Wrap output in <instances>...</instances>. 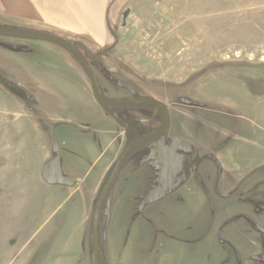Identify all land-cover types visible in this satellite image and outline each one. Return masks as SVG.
Returning a JSON list of instances; mask_svg holds the SVG:
<instances>
[{
  "label": "rangeland",
  "instance_id": "rangeland-1",
  "mask_svg": "<svg viewBox=\"0 0 264 264\" xmlns=\"http://www.w3.org/2000/svg\"><path fill=\"white\" fill-rule=\"evenodd\" d=\"M0 3V27L10 28L9 0ZM106 3L110 42L99 49L88 37L75 39L100 53L103 67L90 65L103 96L165 104L173 128L159 143L179 142L176 156L193 159L192 147L213 160L194 169L152 153L154 145L135 149L103 207L105 264H264V0ZM70 63L56 44L0 37V264H92L82 201L120 144L110 131L127 128L128 144L160 124L149 106L125 103L115 106L131 111L119 114L121 126ZM142 108L145 122L128 125ZM55 123L57 152L48 139ZM227 155L243 174L251 164L230 207L217 185L216 157ZM54 160L71 185L42 181Z\"/></svg>",
  "mask_w": 264,
  "mask_h": 264
},
{
  "label": "crops",
  "instance_id": "crops-1",
  "mask_svg": "<svg viewBox=\"0 0 264 264\" xmlns=\"http://www.w3.org/2000/svg\"><path fill=\"white\" fill-rule=\"evenodd\" d=\"M96 1L97 0H9V17L11 19V27L21 30L43 31L57 36H65L66 39L73 41H76L75 39L78 37H88L89 40L100 49L105 47L110 42L111 36L108 27L109 21L106 0L97 5L95 4ZM70 58L73 62L70 64L80 73L83 86L87 90L90 98L91 94L95 98L92 92L91 83L85 75L83 69L71 54ZM101 75L102 77L106 76L103 74ZM129 81L135 87L140 89V83L138 81ZM141 91L143 93L145 92L144 89ZM128 111L130 110L127 109V112ZM135 113L138 116L129 119L127 124L129 125L130 123H136L137 126H140L138 124L145 122V116L143 113L141 114L142 117L139 116L140 109H136ZM169 128L170 130L173 128L171 123ZM110 134L114 136V142L116 141L117 137L121 139L119 141L120 144L114 151L113 157L104 166L97 181L93 183L88 190H86V193L84 192L83 194L84 199L82 201V215L85 225H82V227L85 230V235H88V237L90 236L93 212L99 194L113 165L127 147V143L124 142L125 138L129 137L127 136L129 135L127 128H122V130L113 128V130L110 131ZM157 154L160 155L159 152ZM177 157L179 158L183 156L177 155ZM200 157H204V159H209L211 161L213 160L210 155H204ZM216 158L222 168V174L217 182L219 193L221 195L220 200L223 202L224 206L230 207V203L232 199L237 196L238 190L242 186L243 181L249 178L248 175L251 172V164L247 166V170L243 174L241 172L242 169L240 165L231 159L229 155ZM261 164L264 165V162L262 161ZM262 225H264V223ZM69 228L71 229V227ZM84 243H86L85 240ZM262 250L264 252V249ZM91 253L92 251L90 247V255ZM237 259L239 260L238 257Z\"/></svg>",
  "mask_w": 264,
  "mask_h": 264
},
{
  "label": "water",
  "instance_id": "water-1",
  "mask_svg": "<svg viewBox=\"0 0 264 264\" xmlns=\"http://www.w3.org/2000/svg\"><path fill=\"white\" fill-rule=\"evenodd\" d=\"M0 37L27 38V39L41 40L56 44L62 47L63 49H65L69 54L73 56V58L81 66L85 75L87 76V78L91 83V88L95 96V99L107 111H112L115 106L127 103L135 106L151 105L154 108L153 112L155 115H162V124L158 128L144 135L142 138L130 143L124 149V151L119 156L116 164L114 165L112 171L110 172L97 199L93 212L91 230L89 236L90 247L92 251L91 262L92 264H105L104 255L101 249L100 238H99V229H100L101 216H102L104 204L108 198L109 192L111 191V189L113 188V186L117 181V178L123 168L126 158L129 155H131L135 149H139L145 146L146 144L151 143L156 138L163 136L164 134H167L170 125V116H169L168 108L165 104L147 97H131V98L118 99V100L106 99L102 94V89L100 87L99 80L92 66L78 51L75 45V41L73 40L62 39L56 35L47 34V33H38L28 30H21L16 28H7V27H0ZM5 48L8 51L14 53H19L23 51L21 47L17 45H8ZM57 126H59V123H55L52 126L48 135L49 143L54 152H57L59 149L55 139V129L57 128ZM175 143H176L175 146H177L178 143L177 142ZM162 148H163V144L162 145L160 144L158 146L157 151L159 152ZM191 149L193 151V156H194L192 159V163H196L199 158L198 151L192 147ZM41 179L45 184L50 186H69L72 184L71 181L61 177V169L59 162L57 160H54L50 166L43 167L41 169ZM185 182H186V176L184 175L178 182H176L175 185L172 186L170 192L178 190L185 184ZM258 230L260 233L264 234V229L258 228ZM219 235L220 238H223V234L221 232L219 233ZM223 240L228 242V240L224 238ZM235 252L237 257L239 258V253L237 251ZM262 260H264V255L262 256Z\"/></svg>",
  "mask_w": 264,
  "mask_h": 264
},
{
  "label": "flooded vegetation",
  "instance_id": "flooded-vegetation-1",
  "mask_svg": "<svg viewBox=\"0 0 264 264\" xmlns=\"http://www.w3.org/2000/svg\"><path fill=\"white\" fill-rule=\"evenodd\" d=\"M147 109H140V112H141V114L144 112V111H146ZM153 110H154V108H153ZM148 111V110H147ZM110 114H112V116L114 115V117L115 118H117L118 117V119H120V117H119V114L120 115H122L123 117H124V115L127 113V112H124L123 110H121V109H118V108H116V107H114L113 108V110L112 111H110L109 112ZM126 116V115H125ZM155 116V115H154ZM127 117V116H126ZM156 117H158L159 119H160V124L156 127V128H158L161 124H162V115H156ZM121 120V123H120V125L121 126H125V123H124V121L122 120V119H120ZM170 126V125H169ZM129 128V127H128ZM155 128V129H156ZM155 129H153V130H155ZM153 130H151V132L153 131ZM150 133V132H149ZM160 139V137L159 138H156L155 140H153L152 141V143H150L152 146L154 145V151L152 152V153H155V152H157L158 153V151H157V149H158V146L160 145V143H159V140ZM167 144V142H165L164 144H163V148L159 151V153H160V155H162V154H164L166 157H168L167 159H169L170 161H168V162H171V161H173V160H176V159H178L179 161H180V163H184V162H192V158L191 157H185V156H183V157H177L176 156V150H177V148L175 149V146H173V142L172 143H170V145H166ZM178 145V144H177ZM180 146V145H179ZM178 146V147H179ZM148 149V148H147ZM146 150V149H145ZM149 151H152V149H149ZM177 157V158H176ZM202 158L203 157H199L198 158V161L196 162V163H192V167L195 169V168H197V166L199 165V163L200 162H202ZM178 161V162H179ZM182 178V177H181Z\"/></svg>",
  "mask_w": 264,
  "mask_h": 264
},
{
  "label": "trees",
  "instance_id": "trees-1",
  "mask_svg": "<svg viewBox=\"0 0 264 264\" xmlns=\"http://www.w3.org/2000/svg\"><path fill=\"white\" fill-rule=\"evenodd\" d=\"M108 27H109V25H108ZM7 28H9V27H7ZM11 28V27H10ZM110 29V28H109ZM75 45H76V48L78 49V51L83 55V57L89 62V64L90 63H92V62H99V64H98V66L99 67H103V64L102 63H100V61L98 60V57L100 56V53H95V54H91L89 51H88V49H87V47L85 46V45H83V44H81L80 42H78V41H75ZM114 46H112L111 48H109V49H105V52L107 53L110 49H112ZM140 106H149L150 108H151V110L153 109V107L151 106V105H140ZM110 112V111H109ZM149 132H151V131H149ZM149 132H147V133H144V134H140L139 135V137H135V138H132L131 140H130V142L128 143V145L130 144V143H132V142H134V141H136V140H138V139H140V138H142L144 135H146V134H148ZM167 135V134H166ZM161 137H163V136H160V138ZM159 138V137H158ZM152 143V142H151ZM150 144V143H149ZM202 160H204V157L202 158Z\"/></svg>",
  "mask_w": 264,
  "mask_h": 264
}]
</instances>
